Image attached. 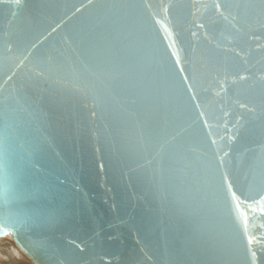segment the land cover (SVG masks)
<instances>
[{"label": "water", "instance_id": "1", "mask_svg": "<svg viewBox=\"0 0 264 264\" xmlns=\"http://www.w3.org/2000/svg\"><path fill=\"white\" fill-rule=\"evenodd\" d=\"M262 173L264 0H0V214L34 255L0 239L36 264H264Z\"/></svg>", "mask_w": 264, "mask_h": 264}, {"label": "snow or ice", "instance_id": "2", "mask_svg": "<svg viewBox=\"0 0 264 264\" xmlns=\"http://www.w3.org/2000/svg\"><path fill=\"white\" fill-rule=\"evenodd\" d=\"M19 2V0H17V3ZM240 3H243L244 0H239ZM202 27V25H201ZM169 47H172V45H169ZM107 53V49L105 48V46L103 44H100L98 46V55L101 57V59L104 58V56ZM172 56H177L176 52H172ZM180 61L179 58L177 57L176 59V64L179 65ZM180 73L184 72L183 67H181L179 69ZM183 80L187 81L188 80V76L184 75ZM117 87L122 86L120 84L119 81H117L116 85ZM189 88H191V85H188ZM201 115H203V113H201ZM205 124H207V121H205ZM173 139H175V137H173ZM167 144L171 145V141H167ZM213 144L216 143L215 140L212 141ZM161 152L164 153L163 155H160V153H158V155H160V168H161V180L165 179L164 173L166 170H169L171 168V166L173 164L176 163L177 159L183 157L184 159H187L185 152V146L183 144H174L171 145L170 148L167 149V151H165V148L162 146L161 148ZM224 155H227V153H225ZM198 159V157H197ZM220 160V164H221V168L223 166V157H219ZM149 163H151V161H149ZM221 176V181L222 182H227L228 181V176L225 172L221 171L220 173ZM262 179H261V183L264 184V173L261 174ZM227 191L231 193L232 199L235 201V209H239L240 208V199L236 196V193L232 191V184L231 183H227ZM213 195L218 196L219 195V189H216L213 193ZM255 203L257 205H259L258 208L254 209L255 211H259L261 213H264V194H260L259 195V199H257L255 201ZM231 206V205H230ZM249 207H251V205L249 204ZM243 224H244V230L245 232H247L248 229V219L247 217L244 218L243 220ZM262 228H264V224L261 225ZM24 225L23 222L20 221L19 219L15 218L12 215H5V214H0V235H6L8 232H13L16 234L17 236V240L21 242L22 246L26 248V250H28L30 252V254L34 255V253H32L31 249L28 248V245L24 244L23 241L21 240V232L24 231ZM255 237L252 235H248L247 236V243L249 245H251L254 241ZM251 256L253 257V260H255L256 257V252L255 251H251Z\"/></svg>", "mask_w": 264, "mask_h": 264}, {"label": "bare ground", "instance_id": "3", "mask_svg": "<svg viewBox=\"0 0 264 264\" xmlns=\"http://www.w3.org/2000/svg\"><path fill=\"white\" fill-rule=\"evenodd\" d=\"M18 248L36 264L19 246ZM23 254L5 237L0 239V264H31L25 261Z\"/></svg>", "mask_w": 264, "mask_h": 264}, {"label": "rangeland", "instance_id": "4", "mask_svg": "<svg viewBox=\"0 0 264 264\" xmlns=\"http://www.w3.org/2000/svg\"><path fill=\"white\" fill-rule=\"evenodd\" d=\"M8 241H11L12 242V244H14L15 245V247L23 254V252L18 248V246L14 243V241L12 240V239H9L8 237H5ZM23 257L25 258V261L27 262V263H31V264H33V262L25 255V254H23Z\"/></svg>", "mask_w": 264, "mask_h": 264}]
</instances>
